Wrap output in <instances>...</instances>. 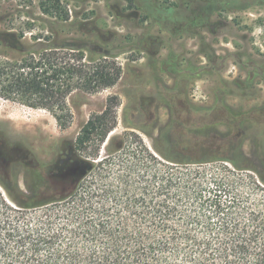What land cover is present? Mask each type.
<instances>
[{
  "label": "trees",
  "instance_id": "16d2710c",
  "mask_svg": "<svg viewBox=\"0 0 264 264\" xmlns=\"http://www.w3.org/2000/svg\"><path fill=\"white\" fill-rule=\"evenodd\" d=\"M260 3L204 0L202 8L211 16ZM191 5L180 0L177 7ZM6 37L16 33H0ZM32 40L13 47L25 53L20 60L0 61V98L50 112L61 130L72 122V94L94 95L121 78L117 56L103 45H69L48 36ZM249 64L250 77L221 81L230 86L215 92L218 104L239 88L257 92L253 80L264 81V64ZM218 69L214 61L200 70L211 75ZM117 105V97H108L104 111L60 152L62 174L71 178L62 189L31 186L12 195L4 186L11 200L0 193V264H264V105L254 109L260 118L231 112V124L250 119L256 130L252 156L229 142L219 159L155 153L142 141L129 153L123 152L124 139L114 137L104 159L82 157L79 150L93 136L99 145L105 141Z\"/></svg>",
  "mask_w": 264,
  "mask_h": 264
},
{
  "label": "rangeland",
  "instance_id": "374dc122",
  "mask_svg": "<svg viewBox=\"0 0 264 264\" xmlns=\"http://www.w3.org/2000/svg\"><path fill=\"white\" fill-rule=\"evenodd\" d=\"M179 1L0 0V33H16V38H0V61L20 60L25 53L15 45L27 47L33 36H48L69 45H103L122 68L114 87L68 98L73 118L65 130L46 110L0 98V193L7 200L11 194L4 186L13 195L15 188L62 189L71 181L62 174L60 152L104 111L108 97L118 98L114 127L102 144L93 136L79 150L84 158L107 157L105 148L114 137L124 139L123 152L129 153L142 141L155 153L219 159L229 142L240 143L242 152L252 156L256 130L250 119L245 125L231 124V112L260 118L254 109L264 105V81L253 80V95L239 88L219 104L215 92L229 91L222 80L250 77L252 61L264 64V3L209 16L204 0H191L190 8H178ZM214 61L219 69L211 75L200 70ZM231 88L238 91L236 85Z\"/></svg>",
  "mask_w": 264,
  "mask_h": 264
}]
</instances>
